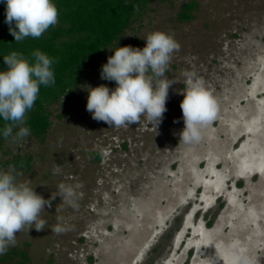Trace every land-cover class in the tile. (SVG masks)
I'll return each mask as SVG.
<instances>
[{"label": "rangeland", "instance_id": "rangeland-1", "mask_svg": "<svg viewBox=\"0 0 264 264\" xmlns=\"http://www.w3.org/2000/svg\"><path fill=\"white\" fill-rule=\"evenodd\" d=\"M191 1L194 18L180 20ZM154 31L180 45L162 123L117 129L93 120L87 88L115 89L102 66L116 48L143 49ZM185 72L219 105L191 146L180 143ZM50 111L44 141L0 144V170L31 158L19 179L56 196L40 217L45 230L18 233L0 264L21 261L14 249L26 251L24 264H235L233 253L264 264V0H153ZM62 184L74 192L68 200L57 196Z\"/></svg>", "mask_w": 264, "mask_h": 264}, {"label": "clouds", "instance_id": "clouds-1", "mask_svg": "<svg viewBox=\"0 0 264 264\" xmlns=\"http://www.w3.org/2000/svg\"><path fill=\"white\" fill-rule=\"evenodd\" d=\"M6 5L5 23L9 34L20 43L26 38L38 39L59 22V12L52 0H3ZM139 12V5H133ZM143 49L125 46L116 48L114 55L102 66L100 78L115 82L114 90L105 85L87 88L86 110L93 120L104 122L110 128H130L146 119L155 129L159 127L167 112L169 88L179 83L168 79L174 53L180 45L161 31H154L144 39ZM30 62L23 53L12 52L4 57L6 71L0 72V118L4 126L0 129L5 140L13 143L26 141L31 129L26 126L27 114L33 109L41 86L55 84L53 64L58 62L36 50ZM184 99L180 104L184 129L180 143L195 145L202 141L203 130L216 118L219 105L205 82L195 73L185 72ZM179 121H174L178 123ZM14 129L17 131L13 134ZM59 166H57L58 168ZM21 161L8 170H0V255H6L17 243V234L45 230L46 221L41 219L45 207L52 206L51 199H44L28 183L19 178L24 175ZM74 195L70 186L60 185L59 196L68 200ZM63 228H56L59 234ZM235 264H258L254 257L233 253Z\"/></svg>", "mask_w": 264, "mask_h": 264}, {"label": "trees", "instance_id": "trees-1", "mask_svg": "<svg viewBox=\"0 0 264 264\" xmlns=\"http://www.w3.org/2000/svg\"><path fill=\"white\" fill-rule=\"evenodd\" d=\"M153 0H52L59 12V22L40 38H26L17 43L9 34L5 23L6 5L0 0V72L6 71L4 57L12 52H20L30 60L32 52L39 50L58 62L53 64L55 84L51 87L41 86L38 99L33 109L27 114L26 126L31 135L45 140L51 129L52 105L63 97H72L78 88L85 70L103 57L122 35L131 27L137 15L142 14ZM133 5H139L136 12ZM196 1L186 3L179 15L180 20L190 21L198 8ZM117 85L114 82V87ZM4 126L0 118V129ZM16 131V129H14ZM0 134V144L3 140ZM24 163L31 168V158H17L14 164L19 167ZM19 255L24 264L28 261L26 251L12 250ZM13 259V257L8 254Z\"/></svg>", "mask_w": 264, "mask_h": 264}]
</instances>
